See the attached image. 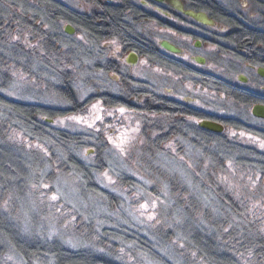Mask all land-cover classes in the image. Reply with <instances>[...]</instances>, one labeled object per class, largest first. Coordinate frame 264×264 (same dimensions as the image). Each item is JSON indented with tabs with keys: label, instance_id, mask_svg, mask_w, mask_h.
Instances as JSON below:
<instances>
[{
	"label": "flooded vegetation",
	"instance_id": "obj_1",
	"mask_svg": "<svg viewBox=\"0 0 264 264\" xmlns=\"http://www.w3.org/2000/svg\"><path fill=\"white\" fill-rule=\"evenodd\" d=\"M54 1L70 12V21L57 19L64 29L56 44L67 62L57 68L42 59L39 85L45 92L46 76L59 80L52 81L53 88H62L70 105L37 104L46 111L43 121L54 126L60 115L86 114L97 103L96 124L103 130L122 125L123 130L127 124L122 133L130 139L131 155H203L209 147L218 155L264 156V117L254 113L255 106L264 105L259 72L264 68V0H181L185 9L206 14L205 21L156 0ZM114 10L126 34L92 35L77 20L86 16L104 24ZM68 24L73 34L66 31ZM164 39L181 52L163 48ZM141 64L146 67L138 73ZM82 74L93 92L80 101L73 86L77 79L70 77ZM203 120L222 130L202 127ZM95 131V138L104 137Z\"/></svg>",
	"mask_w": 264,
	"mask_h": 264
},
{
	"label": "trees",
	"instance_id": "obj_2",
	"mask_svg": "<svg viewBox=\"0 0 264 264\" xmlns=\"http://www.w3.org/2000/svg\"><path fill=\"white\" fill-rule=\"evenodd\" d=\"M59 17L71 20L70 12L54 0H0V65L22 67V70L37 79L38 85L41 78L32 71L33 60L39 63L43 59L62 68L61 62L66 63L67 59L56 44L58 37L62 36L57 23ZM77 20L83 26L81 29H88L92 35L126 34L128 29L123 27L120 13L115 10L113 18L106 19L104 24H95L86 16H77ZM38 21L41 24L37 25ZM20 56L21 59H18ZM20 60H23L22 63ZM45 83L49 81L45 80ZM44 114L46 111L37 104L14 101L0 92V264H34L35 260L43 264H124L115 259L121 257L122 250H133L139 264H168L169 258L177 262L182 260L185 264H264V156L251 152L218 155L209 147H206L203 155H168L171 158L181 157L179 162L174 161L184 172V177H167L170 178L173 191L177 187L182 189V195L177 197L176 203L180 209L175 205L169 211L166 206H161L158 216L162 224L155 227L156 232L151 235L162 244V248L157 249L168 255H161L155 250L156 244L143 241L147 239L141 233L142 230L146 231V225H143L145 219L142 226L126 233L108 228L100 230L95 222L76 227L77 233L85 241L102 252L73 251L57 243L40 244L31 238L28 240L22 230V221L19 220L22 216L17 212L21 209V198L28 195L27 184L38 182L39 173L45 165L54 167L57 164H53V160L60 158L64 168H69L76 176L77 173L82 174L87 187L95 193L96 188L100 187L92 179L91 170L103 169L102 160L92 166L80 160L79 151L86 142L84 135L57 129L41 119ZM10 127L22 131L25 127L23 134L40 140L46 150L51 152L53 160L40 158L37 150L29 151L21 147L9 135ZM18 152L36 157V163H31L29 167L33 178L30 182L24 181L22 172L14 173L12 170L16 168L17 156L13 153ZM145 154L131 157L142 161ZM206 156L212 157V163L207 164L209 168L204 164ZM188 157H193L194 163L186 159ZM153 163L145 165L154 166ZM214 168L222 172L234 170L239 173L241 180L228 181L226 189L218 188L219 181L214 182L210 175L205 181L211 183V187L194 173ZM157 170L161 171V168ZM53 174L54 171L49 172L43 180L52 181ZM185 180L189 183L184 184ZM215 185L216 189L213 188ZM143 187L142 182L133 177L119 176L116 191L124 195L129 193L123 192L125 188L132 193ZM105 192L109 194L110 205L115 204L114 200L123 201L114 193ZM97 193H100V189ZM33 194L35 201L37 198L38 202L42 201L37 192ZM213 200L219 203L218 212L211 211L209 207L202 211ZM37 204L39 214L42 212L45 215L55 210L51 203L45 204L44 208L43 203ZM182 205L186 206L182 208ZM128 241L133 243V248H129ZM180 242L185 245L180 246ZM135 250L142 253L136 255ZM151 255L153 259H149Z\"/></svg>",
	"mask_w": 264,
	"mask_h": 264
},
{
	"label": "rangeland",
	"instance_id": "obj_3",
	"mask_svg": "<svg viewBox=\"0 0 264 264\" xmlns=\"http://www.w3.org/2000/svg\"><path fill=\"white\" fill-rule=\"evenodd\" d=\"M64 1L77 5V2L74 0ZM243 3L246 2L243 0ZM63 29L64 27L62 25L61 31ZM161 37L162 35L158 36V38ZM21 57L22 56L18 59H21ZM22 61L23 60H20L21 63ZM39 67L40 63H38V60H33L32 71L35 72L36 75L40 70ZM144 67L146 66L141 64L135 69L138 73H142L144 71L141 70H143ZM22 69V67H14L13 64L9 66L5 64L0 65V92L4 96L11 100L28 104L49 103L60 104L64 107L70 105L68 94L62 92V88H53L54 85H52V81L59 83V80H54L49 76H46L50 81L48 84L45 83L46 91L43 92L42 87H40L36 81L37 79L35 77L33 78L29 72H25ZM96 74L97 73L93 75ZM70 78L77 79V82H73V86L77 91L78 100H84L93 92L92 88L85 84L86 75L82 74ZM55 92L58 95H56ZM96 104L94 103L92 106L93 108H89V111L86 114L69 113L65 116L60 115L54 126L65 128L72 132L83 133L82 135L86 137V142L79 151V158L81 161L89 166L99 163V160L103 161L102 170H91L92 179L96 181L100 187V193H97L99 190L98 188H96L97 191L95 193L93 189L92 191L87 187V181H85L82 174L77 173L76 176L69 168H64L65 166L60 162V158H56L57 161H54L51 152L46 150L40 140L33 139L30 135L27 136L26 134H23V132L26 131L25 127L22 128L24 131L10 127L11 130L9 131V135L12 136L14 141L19 142L21 147L29 151L37 150L40 158L45 159L48 157V160H53V164L54 162L57 164L54 167L45 165V168L39 173L38 182L35 184H27V189H29L27 193L28 195L27 197L25 196L24 198H21V209L17 212L18 215L22 216L20 217L21 219L18 218L22 221L23 233L26 234L28 240L31 238L40 244L57 243L73 251L89 250L92 252H102L97 250V247L93 246L90 242L85 241L83 237L77 233L76 227H80L81 224H86V222H95L100 230L108 228L115 229L118 233H126L132 232L133 229L142 226L145 219L143 225H146V231L142 230L141 233L143 234L142 236L148 240L143 239V241L149 242L151 245L152 243L156 244L155 250H158L161 255H168L165 254L163 250L157 249L162 248V244L155 241L151 235L153 236L155 234V227L162 222L159 220L158 216L161 206H164V208L166 206V209L171 211L172 207L175 206L178 201L177 197L182 195V189L180 187H177V189H174L173 191L170 178H167L168 176L184 177V172L174 161V159L178 161L181 157L171 158L170 156L163 154H145L142 157V161L136 160L133 156L131 157V154L128 153L130 139L128 137L126 138L122 133L128 131L127 124L123 130V125L122 127L120 125V129H117L116 126H109L107 130H103L100 125L96 124L97 119L95 117L101 113L98 108L95 107ZM2 117L4 118L5 116ZM95 130L103 131L104 137L95 138V135L93 134L96 132ZM13 154L17 155L15 159L16 168H12L13 172H22L24 181L30 182L33 178L31 177V168L29 167L31 163H36V157L26 154V152ZM139 155L140 153H137V156ZM186 159H189L190 162L194 163L193 157H188ZM211 159L212 157H204V164H206L207 167V164L212 163ZM149 162H154L153 165L156 167H148L145 165ZM158 167L161 168V171L157 170ZM217 169L194 171V173L196 176H199V178H202L204 182H206L205 178L211 175L214 182L219 181V183H217L218 188L223 187L226 189L228 187V181L232 183L231 181L236 182L237 180H241L239 179L241 177L239 176V173L234 172V170L222 172ZM51 171H54L52 181L43 180L45 175ZM119 176L133 177L139 182H142L144 187L142 189H136V191L132 193L128 188H125L123 192L128 191L129 193L127 194L126 192L122 195L118 190L116 191ZM183 183L188 184L189 181L185 180ZM206 185L212 187L209 182H206ZM213 188L216 189V185ZM105 191L114 193L123 201L118 202V200H114L113 203L115 204L110 205L109 194H106ZM33 192H37L41 196V202H38V198L35 201ZM186 197L187 196H185L184 199ZM37 203H41V205L43 203V208L45 204L51 203L52 206H55V210L52 211V213H45V215H42V212L39 214L40 208ZM218 204L219 203H217L216 200H213L212 203H207L202 211L209 207L211 211L216 213L218 212ZM5 205H7V201ZM185 206L186 205H182V208ZM177 207L180 209L179 206ZM75 212H77V214H75ZM252 212H254V210H252ZM199 217L200 216H198V218ZM151 227L152 230H150ZM152 239L154 241H151ZM179 244L180 246L185 245L184 242H180ZM127 245L129 248L134 247L133 243H130L129 241L127 242ZM122 251L123 253L121 254V257L119 256V258L115 259H118V261H121L124 264H139L133 250ZM137 253L139 255V253L142 252L135 250L136 255ZM151 258L153 259V255H151L149 259ZM168 260V264H185L182 260L180 262L170 258ZM17 264L23 263L19 262ZM34 264L43 263L39 260H35Z\"/></svg>",
	"mask_w": 264,
	"mask_h": 264
},
{
	"label": "water",
	"instance_id": "obj_4",
	"mask_svg": "<svg viewBox=\"0 0 264 264\" xmlns=\"http://www.w3.org/2000/svg\"><path fill=\"white\" fill-rule=\"evenodd\" d=\"M156 1H158L160 3L171 4L172 6H174L176 9H178L182 13H185V14L193 17L194 19L203 20V21L208 20L207 15L202 13V12H196L194 10L185 9L184 4L182 3L181 0H156ZM66 31L69 34H73L75 32V28L71 24H68L66 26ZM160 45L169 51L176 52V53L181 52V49L178 46H176L175 44H173L172 42H170L167 39L162 40L160 42ZM199 60L203 62L204 58H200ZM259 72L264 76V68H260ZM254 113L257 116L264 117V105L255 106ZM47 121H53V119L47 118ZM201 126L206 128V129L213 130V131H221L222 130V125L215 123V122L208 121V120H203L201 122ZM90 150H93V149H90Z\"/></svg>",
	"mask_w": 264,
	"mask_h": 264
}]
</instances>
